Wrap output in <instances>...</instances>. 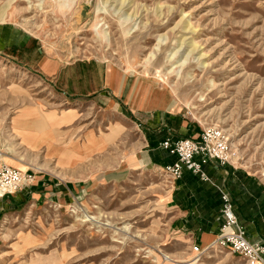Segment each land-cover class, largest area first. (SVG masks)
<instances>
[{
  "label": "rangeland",
  "instance_id": "obj_1",
  "mask_svg": "<svg viewBox=\"0 0 264 264\" xmlns=\"http://www.w3.org/2000/svg\"><path fill=\"white\" fill-rule=\"evenodd\" d=\"M68 1L0 0V169L84 187L63 202L34 200V184L0 190V264H248L229 250L198 260L172 234L174 181L137 167L134 117L74 101L30 66L107 63L130 78L127 109L144 91L172 95L166 111L223 130L234 168L264 186V0ZM86 142L107 143L75 161Z\"/></svg>",
  "mask_w": 264,
  "mask_h": 264
},
{
  "label": "crops",
  "instance_id": "obj_2",
  "mask_svg": "<svg viewBox=\"0 0 264 264\" xmlns=\"http://www.w3.org/2000/svg\"><path fill=\"white\" fill-rule=\"evenodd\" d=\"M30 67L43 75L51 85L61 88L65 95L74 101L87 102L92 107L108 112L122 110L134 117L135 125L140 129L142 137L141 149L136 154V164L139 168H162L174 164L176 157L170 155L160 145L165 140L174 142L183 138L195 139L201 133L190 121L166 111L170 101L166 93L149 96L148 91H144L142 105L125 108L129 102L126 100L130 78L102 61L88 60L62 64L51 59H42L34 60ZM75 111L72 109L58 115L57 124L71 123L75 118V115H72ZM67 119H71L70 122L67 123ZM93 135L96 138H103ZM106 143L100 149L89 151H86L87 142L79 146V151L75 153V161L102 150ZM71 158L69 157L70 161L74 160ZM203 171L207 180L185 170L182 178L173 182L168 201L172 234L177 238H183L189 244L201 245L204 248L211 246L221 232L222 196L228 194L249 240L254 244H264V186L256 179L248 177L244 171H238L230 166L208 164L204 166ZM33 186L35 188L31 194L34 200H47L52 195L58 197V202L70 201L84 188L47 178L38 179Z\"/></svg>",
  "mask_w": 264,
  "mask_h": 264
},
{
  "label": "built area",
  "instance_id": "obj_3",
  "mask_svg": "<svg viewBox=\"0 0 264 264\" xmlns=\"http://www.w3.org/2000/svg\"><path fill=\"white\" fill-rule=\"evenodd\" d=\"M161 148L176 157V162L163 166L173 181L182 178L185 170L207 180L203 171L205 165L216 164L220 167H234L239 159L237 150L230 143L227 134L217 128L204 129L198 138H183L177 141L165 140ZM35 177L27 172L5 166L0 169V189L4 195H15L25 187L32 186ZM222 219L220 235L209 247L194 244L192 252L201 260L217 251L229 250L242 257L248 264H264V244L252 243L241 226L228 194L222 196Z\"/></svg>",
  "mask_w": 264,
  "mask_h": 264
},
{
  "label": "bare ground",
  "instance_id": "obj_4",
  "mask_svg": "<svg viewBox=\"0 0 264 264\" xmlns=\"http://www.w3.org/2000/svg\"><path fill=\"white\" fill-rule=\"evenodd\" d=\"M59 1V4H60V6L61 7H63V8H66V7H68V3H70V1H68V0H58ZM73 2V1H72ZM165 86L167 87V89L170 91L169 92V94L170 93H172L173 95H174V90L169 86V85H166L165 84ZM166 92V91H165ZM171 95V94H170ZM161 96H163V95H161ZM154 97V96H153ZM165 97V96H164ZM169 97V96H168ZM171 97L173 98V96L171 95ZM172 98L170 99V101L172 100ZM174 99V98H173ZM156 100V99H155ZM164 103V102H163ZM159 104V103H158ZM157 106V105H156ZM239 161V160H238ZM238 161L235 163V164H237L238 163ZM1 190V189H0Z\"/></svg>",
  "mask_w": 264,
  "mask_h": 264
}]
</instances>
